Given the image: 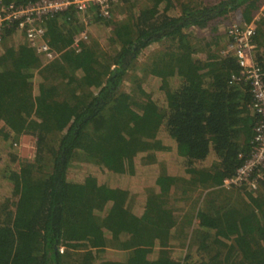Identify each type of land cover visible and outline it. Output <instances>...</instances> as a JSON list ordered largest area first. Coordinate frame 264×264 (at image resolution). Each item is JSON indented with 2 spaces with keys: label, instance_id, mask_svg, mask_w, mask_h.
I'll return each mask as SVG.
<instances>
[{
  "label": "trees",
  "instance_id": "obj_1",
  "mask_svg": "<svg viewBox=\"0 0 264 264\" xmlns=\"http://www.w3.org/2000/svg\"><path fill=\"white\" fill-rule=\"evenodd\" d=\"M151 2L126 24H101L94 11V29L109 27L106 40L118 49L100 64L96 39L74 44L85 30L74 7L43 19L48 53L14 25L1 27L0 264H264V191L256 195L264 182L256 193L240 189L242 204L219 193L249 153L258 120L249 85L230 79L239 68L220 53L216 27L202 49L190 31L240 11L236 24L255 23L253 57L264 74V15L255 20L264 0ZM159 44L145 70L148 92L136 81L138 103L122 86L143 51ZM24 135L35 139L33 161L19 157ZM160 159V171L148 168ZM73 161L102 172L74 177ZM123 176L132 184L117 182ZM180 183L210 193L197 210L194 248L175 256L170 200Z\"/></svg>",
  "mask_w": 264,
  "mask_h": 264
},
{
  "label": "rangeland",
  "instance_id": "obj_2",
  "mask_svg": "<svg viewBox=\"0 0 264 264\" xmlns=\"http://www.w3.org/2000/svg\"><path fill=\"white\" fill-rule=\"evenodd\" d=\"M210 1V0H209ZM152 4L151 0H118L115 4H113L110 9H111V16L109 18H104L101 19L98 17L94 11L95 9H91L90 11L86 10L84 13H79L80 15L78 17L81 18V20L87 21V24L85 26V30L87 32L88 38L87 41L88 43L90 40H93L92 38L96 39L98 42L97 48H96V56L97 60L99 61L98 64L101 62H106L107 59L111 58L112 56L115 55L117 52V44H113L114 46H109V42H107L106 38L108 33H111V30L109 27H104L103 26V33L99 34L93 27L94 20L96 17L100 18V23L104 24L105 21H116L120 24H126V22L129 20L127 18H135L137 11L140 9H144L147 7H150ZM262 7H264V2ZM261 7V8H262ZM172 11V12H171ZM169 12V15H176L175 11L171 10ZM260 12V11H259ZM257 13V15L260 14V16L255 19L258 20L261 15H264V9H261V13ZM240 11H236L235 13H229L226 15V18H221V19H215L209 22L207 29L199 30L196 28L190 29V31H193L194 36L196 37V40L194 43L196 46H200L201 44L207 43L209 41V32L212 30V28L216 27L218 31V35L221 38L220 43L226 44L227 42V37H226V30L233 24H236L239 22ZM88 14V15H87ZM256 15V16H257ZM103 18V17H102ZM20 39H22L21 36H17L16 40L20 42ZM94 41V40H93ZM1 45V44H0ZM161 49L163 48L162 45H154L152 50H149L148 52L143 51V54H141L140 59L134 64L133 70L129 73V77L123 84V89L125 92L132 94V97L138 102L141 103L144 99V97L138 95V92L136 90V81L139 83V85L144 84V89L148 92L149 90V82H150V77H148V74L145 73L146 67L149 65L152 56L150 53L155 51L156 49ZM201 47V46H200ZM226 45L223 46H218L219 50L221 51L220 53L222 54L223 52L226 53ZM203 47H201L202 49ZM217 49L216 47L211 48V51ZM202 51V52H201ZM199 51V58H202L204 55V51L201 50ZM205 56V55H204ZM49 82H54L51 78L48 79ZM73 87H70V90L73 91ZM61 92V91H60ZM82 94L84 93V90L81 91ZM62 99H67L69 101V95L67 92H62L61 94ZM16 146L18 147V154L21 159V161H33L36 157V147H35V139L31 136H22L18 140H16ZM164 155V154H163ZM144 159L145 155L140 154L139 155V161L140 159ZM160 159L158 162L153 164V167L151 165H148V168H152L153 170L160 171L162 169V166L165 164L164 162ZM141 163V162H140ZM72 166L70 169V173L74 177H79L81 176L84 172H92L94 174H99L102 171L97 169V167L87 164V163H82V162H77L73 161L71 162ZM143 164V162H142ZM148 163H144V165H147ZM163 164V165H162ZM200 167V165H197ZM88 170V171H87ZM101 177H103L106 180H115V176L110 174H100ZM122 177V176H121ZM121 177H116L117 182L123 184V185H131L132 180L127 179L126 177L121 178ZM132 187V186H131ZM188 189V193L184 195L183 191H186ZM224 189V190H223ZM240 189L244 188H230V189H225L222 187V192L224 194V199L225 198H232L233 201L235 202H240L241 204L243 203L242 201L245 200L244 197L243 199L239 195ZM247 189V188H245ZM215 191V190H214ZM212 191V192H214ZM264 189H259L258 193H262ZM210 193V190H203L201 188H197L192 190L191 187L184 185L183 183H180V185L175 189L173 193V197L170 200L171 204L173 207H175V219H176V225L174 227V230L172 232L173 236L170 240L169 243V250L173 255L175 256H181L182 253L188 252L194 248V240L193 237L195 236V231L198 229V219H197V210L202 208L205 205V200L208 197V194ZM223 196V195H222ZM240 198V200L237 201V199ZM216 200H219L216 197ZM169 202V203H170ZM131 205L133 206V202H130ZM170 204V205H171ZM174 210V209H173ZM116 251L115 249L112 248H107L108 253ZM116 253V252H114ZM74 261V260H72Z\"/></svg>",
  "mask_w": 264,
  "mask_h": 264
},
{
  "label": "built area",
  "instance_id": "obj_3",
  "mask_svg": "<svg viewBox=\"0 0 264 264\" xmlns=\"http://www.w3.org/2000/svg\"><path fill=\"white\" fill-rule=\"evenodd\" d=\"M118 0H41L37 3L13 9L12 6H0V29L3 26L14 25L19 33H23L29 43L33 44L39 53H48L52 49L44 37L40 27L45 17L50 18L55 13L74 7L77 13L95 9L103 18L111 16L110 7ZM258 16L255 17L257 19ZM84 25L87 21H82ZM256 26L254 21L238 25L233 24L226 30V53L235 58L238 72L231 80L249 85L252 97L250 110L256 113L257 122L253 127V138L250 142L249 153L244 156L241 166L235 175L223 181L222 187L247 188L256 190L258 182H264V74L254 61L256 49L253 43ZM87 32L83 31L74 40L75 43L86 42Z\"/></svg>",
  "mask_w": 264,
  "mask_h": 264
},
{
  "label": "crops",
  "instance_id": "obj_4",
  "mask_svg": "<svg viewBox=\"0 0 264 264\" xmlns=\"http://www.w3.org/2000/svg\"><path fill=\"white\" fill-rule=\"evenodd\" d=\"M261 9L263 10V9H264V7H262ZM259 13H261V10H260V12H259ZM257 16L259 17V16H260V14H259V15H257Z\"/></svg>",
  "mask_w": 264,
  "mask_h": 264
},
{
  "label": "flooded vegetation",
  "instance_id": "obj_5",
  "mask_svg": "<svg viewBox=\"0 0 264 264\" xmlns=\"http://www.w3.org/2000/svg\"><path fill=\"white\" fill-rule=\"evenodd\" d=\"M218 12V11H217Z\"/></svg>",
  "mask_w": 264,
  "mask_h": 264
}]
</instances>
